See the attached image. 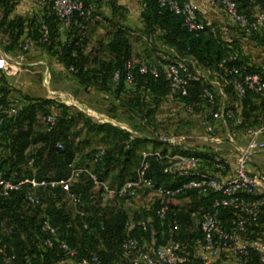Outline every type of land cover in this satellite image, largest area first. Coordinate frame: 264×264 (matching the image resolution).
I'll use <instances>...</instances> for the list:
<instances>
[{
  "label": "trees",
  "instance_id": "1",
  "mask_svg": "<svg viewBox=\"0 0 264 264\" xmlns=\"http://www.w3.org/2000/svg\"><path fill=\"white\" fill-rule=\"evenodd\" d=\"M82 1L87 4L94 0ZM16 3L17 0H0L2 10L0 32L4 37L8 38L11 43L20 41L21 51L26 40L33 41L35 46L55 55L68 72L69 68H73L76 72L70 73L75 76L79 85L85 88L94 86L100 90L112 92L121 107L139 117L141 127L137 130L131 127L138 133V136L130 141L129 133L119 126L115 127L110 123H97L91 118H85L82 126L83 130L87 132L86 134L102 136L99 143H108L110 146L106 147L101 144L102 146L88 154L87 163L80 165L75 163L77 154L82 153L84 147H89L93 143L87 139L74 145L72 140L73 137L78 139L80 132L71 133V127L82 120L80 110L78 109L79 116L75 119L63 104L45 99L41 106L44 108L43 115L50 110L51 105H54L57 114L56 125L51 131H46L41 123L42 131L31 139V133L24 130V125L27 115L33 111L34 105L27 103L21 107L19 116L7 122L3 127L0 170L7 177L13 176L15 179H19L35 176L38 179H64L70 174V164H74L77 168H86L95 173L100 182H105L116 190L125 182L135 181L141 161L140 153L145 150L140 147L150 143L149 139L156 136L157 129L152 126V120L155 119L160 104L174 102L185 109L191 107L193 114L204 118L202 114V86L200 84H192L187 96H171L169 83L162 67H159L157 77L140 73V67L152 63L159 53L163 57L167 55L178 60L190 59L199 69L220 74L224 78H227V70L234 64L228 60L229 55L237 53L239 62L247 65L251 72L264 75L263 70L251 67L241 57L236 41L224 38L218 28L208 24L200 15L199 19L203 23V29L197 33L188 32L183 26L182 18L160 8L156 0H140V17L143 24L141 32L151 45L155 46L154 44L158 40L163 46V51L156 50L154 60L145 64L135 63L132 59L130 29L115 22V17L120 20L122 19L120 17L124 18L125 8L115 2L111 3L112 18L104 19L114 27L113 33L109 34L110 40L105 45L104 50L108 54V58L105 59L102 56H93V51L85 53L90 27L87 35L82 38L80 35L81 25L86 24L83 19L75 16L71 29L66 33L59 31L58 21L50 9H41L40 17H15L8 20L7 18ZM99 5L100 0L96 2L95 23L93 24L98 22ZM236 7L237 13L246 17L249 22L253 21L258 14H264V0H236ZM42 25H45L48 30V38L45 42H41ZM234 29L242 38L264 37L259 33L247 37L240 29L235 27ZM61 36L65 37L64 42L59 40ZM2 50L8 53L4 48ZM128 61L134 62L131 69L125 67ZM223 62L224 68L220 69L219 65ZM116 73H118L117 84L113 81ZM128 74L133 77L132 85H128L125 81ZM0 83V102L5 103L10 99L11 90L8 88L4 74L0 75ZM225 88L232 91L229 86ZM242 106V114L251 124L256 123L258 118L264 119V99L249 95L242 101ZM143 120H146L145 124H142ZM31 141L34 145L38 144L39 147L35 151L25 154L29 145L32 144ZM57 144H61L62 147L58 148ZM152 145L155 148L161 146L157 142H152ZM101 151L102 154L95 162V156ZM159 153L161 157L169 155L165 151ZM175 153L177 152L170 155ZM179 154L195 155L201 159L208 155L200 150L192 149H184ZM29 158H34L32 168L27 166ZM147 162L149 167L145 172V177L155 185L179 184V181H173L164 174L163 170L167 165L166 159L149 157ZM27 191L28 189L23 188L7 197L0 196V264H75V260L67 257L56 245L52 248L44 247L43 240L47 237L41 228L44 218H48L51 225L56 228L59 240H64L69 246L77 249L78 259L88 257L92 253L98 256L99 264H130L123 252L122 242L126 237L125 221L131 218L127 217L123 208L112 207L109 204L111 199L125 202L124 199L114 196L106 202H102L99 198V188L95 187L86 173H81L70 188V192L79 197L76 206L59 188H41L38 190L40 203L32 206L26 200ZM63 196L75 208L74 215L63 205ZM183 197H192L193 202L204 208L200 219L208 211L211 195L203 196L194 191H188L172 199ZM168 201L167 215L164 220H160L156 215L158 208L156 200L152 205L154 221L139 216L131 219L136 224L131 235L145 242L149 247L163 245L170 240L180 242L176 235L165 243L160 244L153 241L157 240V237L164 236L165 232L168 233L169 228L178 230L183 220L190 221L189 213L185 214L183 210L170 206ZM80 212L84 215L81 216ZM188 212H193V209ZM140 222H146L145 231L140 227ZM84 224H87V228H84ZM261 225L262 219L252 227L257 228L256 226L260 227ZM200 239L201 235L197 229L195 236L189 242L185 244L180 242L182 245L188 246L187 251L190 253L188 258L189 260L193 259V264H200L192 254L193 248ZM12 256L14 259L10 260ZM189 260L184 264H188ZM217 263L218 261L215 264ZM253 264L260 263L254 258Z\"/></svg>",
  "mask_w": 264,
  "mask_h": 264
},
{
  "label": "built area",
  "instance_id": "2",
  "mask_svg": "<svg viewBox=\"0 0 264 264\" xmlns=\"http://www.w3.org/2000/svg\"><path fill=\"white\" fill-rule=\"evenodd\" d=\"M40 9H50L58 21V29L61 33L68 32L76 16L86 23L81 25L80 35L84 38L87 31L95 23L96 2L94 0L85 4L82 0H31ZM159 7L172 12L182 18L184 28L191 33H197L203 29V23L199 19V7L192 0H156ZM210 5L221 7L231 20L233 27L240 29L247 37L259 33L264 35V14H258L255 19L249 22L246 17L237 13L236 0H209ZM144 6V4H143ZM97 19V18H96ZM42 39L45 42L48 38V30L45 25L41 26ZM35 43L26 40L23 43L22 51H30ZM228 60L234 63L227 70V78L220 74L205 73L195 67L193 63L185 59H173L157 54V58L150 64L142 65L139 69L141 74H149L157 77L159 67L164 69L165 76L169 83L171 96L184 97L189 93L192 84L198 83L202 86V114L208 119L206 124L205 141L214 146V152L209 153L206 158H198L190 154H174L161 157L158 151H141V161L137 170L135 181L125 182L119 189L111 188L107 183L100 182L95 173L86 168H77L70 164V174L64 179H38L35 176L15 179L7 177L0 170V196L7 197L13 192L23 188L26 192L27 202L35 206L40 203L38 190L59 188L65 192L73 205H77L79 197L70 192L72 183L81 173H86L95 187L99 188V198L106 202L109 198L117 196L128 201L137 196L140 188L149 190L155 195L158 205L156 215L164 220L167 215V201L188 191H194L198 195H211V202L208 211L203 214L198 223V231L201 239L193 248V258L200 264H215L221 259H231L238 264H253L254 258L260 264H264V169L252 165V159L256 155L264 154V119L258 118L256 123L251 124L243 116L242 101L249 95L258 96L264 99V75L251 72L247 65L239 62L237 53H231ZM3 53L0 59V70L7 77L16 76L19 67ZM134 62L128 61L126 69H131ZM224 68V62L219 65ZM69 72H76L69 68ZM209 74L213 77L209 78ZM113 81L118 83V73L114 75ZM128 85L133 84V77L128 74L126 77ZM223 81L226 86L232 89L234 100L230 104H217L214 86H220ZM220 83V84H219ZM58 102V101H55ZM50 110L41 117V123L46 131H51L57 122L55 106L51 105ZM21 106L12 99L5 103L0 102V151L2 149L1 139L3 127L9 121L14 120L20 114ZM187 112L193 114L191 107ZM197 116V115H195ZM230 122L237 131L226 136L217 135V125ZM146 120L142 121L145 124ZM120 128L129 133V140H134L138 133L128 124L119 125ZM168 141L173 147L181 146L182 138H162ZM223 139H229L224 142ZM225 145V146H222ZM61 148V144H57ZM186 149V148H185ZM202 152L208 150L199 149ZM102 151L94 158L96 162ZM166 159L164 174L179 184L164 186L155 185L145 177L149 165L147 159ZM34 158L27 160V166L33 167ZM81 216L84 214L79 213ZM262 219V225L253 228ZM136 224L127 219L124 224L126 237L122 242V249L130 264H184L189 260L190 253L188 246L182 245L176 240L153 247L140 241L131 235ZM142 230H146V222H140ZM42 230L47 234L43 240L46 248L55 245L67 257L74 259L75 264H99L100 260L96 254L90 253L88 257L77 258L78 251L59 240L57 230L53 227L48 218L41 223ZM87 228V224H84ZM14 259V256L10 260Z\"/></svg>",
  "mask_w": 264,
  "mask_h": 264
},
{
  "label": "rangeland",
  "instance_id": "3",
  "mask_svg": "<svg viewBox=\"0 0 264 264\" xmlns=\"http://www.w3.org/2000/svg\"><path fill=\"white\" fill-rule=\"evenodd\" d=\"M104 1L105 0H100L99 6H101ZM105 2L107 4H111L112 2L123 3V0H107ZM120 5L123 8L122 4ZM124 10L125 18L127 13L126 9ZM1 11L2 10L0 8V13ZM120 18L123 19V16ZM115 19L118 22L120 21V19L117 17H115ZM128 28L130 29L129 34L132 42V59L135 63L145 64L152 62L155 58V51H163V46L158 40L155 42V46H153L148 42L144 34H142L141 29L137 28L135 25ZM102 31L105 33V35L108 33L112 34L114 27L106 25L102 27ZM20 45V41L11 43L8 38L4 37L0 32L1 51L4 48L8 53L14 56H22V58L25 57V59L28 61L35 59L41 60L43 58L41 56L42 49L40 47L34 46L30 51L23 53L21 51ZM91 45L92 42H90L89 45H86V47L90 48ZM97 47L99 52L102 54V57L104 59L108 58V54L106 53V50H104L105 43L102 44V46ZM53 64V62L48 63L49 70H46L45 66L40 64L31 66L24 65L22 66L21 70H19L17 76H12L10 77L12 80L10 78L7 80L8 88L11 90L9 95L10 99L15 100L21 107L27 103L28 105H34V109L27 115V121L24 125V130L28 132L30 131L31 139H33L37 133L42 131L41 117L43 115L44 108L41 106L43 105L45 99H50L54 102L58 101L59 103L63 104L64 107L69 109L70 115H72V117L75 119L79 116L78 105L83 104L84 108L83 110H80V114L82 115L81 122H78V125L76 124L75 126L71 127V133L80 131L78 133V139L77 137L70 138H72L74 141V145L87 139H90V141L93 143L89 147H84L85 149L82 151V153L77 154L75 163H79L80 165L87 163L88 154L91 151L99 146H102L101 144H104L99 143L100 139H102V136L92 134L87 135V132L83 130L82 122L85 118H91L97 123H110L115 127L125 123L135 130H137V128L140 129L141 125L139 117H137L134 113L127 111L126 108L121 107L119 105L118 99L115 97V94L100 90L94 86L85 88L84 86L79 85L74 75H72L66 69L62 72L56 71V66ZM0 75H3L1 70ZM208 76L211 79L213 77L211 74ZM220 83V89L215 85L216 87L214 90L217 104L221 107L222 105H227L233 102L234 94L230 89L225 88L226 84L223 81ZM101 117H107V120L103 121L105 118H102V120L100 119ZM207 123L208 119L201 118L198 115L195 116L189 114L187 110L178 103L165 102L159 105L155 119L152 120V126L157 129V132L156 136L151 139H160V136L165 139L171 137L182 138L184 140L182 141L181 146H176L173 148L169 147L168 143L157 142L161 146L155 148L152 145V142L155 141L149 140L150 143L143 145L140 147V149H145L148 151L156 150L158 152L165 151L168 154H172L176 151L177 153L175 154H179L182 153L185 148L199 150L202 147V149L208 150L207 152L203 153H213L214 146H212L211 143L205 141V128ZM233 131H237V129L228 121L225 125L222 123L217 125V135L219 136H226ZM103 146L109 147L110 145L105 143ZM38 147V144L34 145L32 143L29 145L25 154L35 151ZM252 165L264 169V154H259L253 157ZM154 200L155 195L152 192L144 188H140L135 198L125 202L111 199L109 204L112 207L123 208V211L126 213L128 218L133 219L134 217L139 216L149 218L151 221H154L155 218L152 213V205ZM62 202L66 210L70 211L72 215H74L75 208L70 204L65 196L62 198ZM168 203L170 206L183 210L185 214L189 213L190 221H187L186 219L183 220V223L178 230L175 231L174 229L169 228L168 233L165 232L164 236H160L159 238L157 237V240L153 241L160 244L165 243L176 235L179 241L185 244L195 236L200 217L204 212V208H202L200 204L198 205L196 202H193L192 197L169 199ZM192 209L193 212H188ZM188 264H193V259H190ZM217 264L238 263L231 259H221Z\"/></svg>",
  "mask_w": 264,
  "mask_h": 264
},
{
  "label": "crops",
  "instance_id": "4",
  "mask_svg": "<svg viewBox=\"0 0 264 264\" xmlns=\"http://www.w3.org/2000/svg\"><path fill=\"white\" fill-rule=\"evenodd\" d=\"M105 1L102 3V5L99 8L100 14H99L98 22L96 24L91 25L88 32V39L86 45H89L90 42H92V45L90 48L87 47L85 48V53H89L90 51H93V56H98V57L102 56V54L99 52L97 46H100L101 44L104 43L106 45V43L110 40L109 33L105 35V33H103L102 31V27L106 25H110L104 20L105 17L110 19L113 16L111 4H107ZM192 1H194L198 5L199 15L203 20H205L208 24H212L215 28H218L221 31L224 38L230 39L231 41H236V45L239 49L241 57L251 67L258 68L264 71V37L259 36L251 39L242 38L241 35L238 33V31L234 29L230 18L221 7L210 5L209 0H192ZM116 4L119 6H121L120 4H122V6L126 9V13H127L125 18L119 21L120 24L126 27L127 26L133 27V25H135L137 28L142 29L143 24L140 17V13H141L140 0H123V3H116ZM34 16L35 17L41 16V9L37 7V5L33 4L31 0H17V3L14 6L13 11L9 14L7 19L12 20L15 17L29 18ZM115 22L118 21H116L115 19ZM64 39L65 37L61 36L59 40L61 42H64ZM3 53L5 52L3 50L1 51L0 49V59ZM5 54L11 60L10 61L11 63H15L18 65L19 70H21L22 66L24 65L31 66L35 64L43 65L45 66L46 70H49L48 68L49 62L54 63L53 65L56 66L55 67L56 71L62 72L65 70V67L59 62L57 57L47 52L45 49H42L41 56L43 58L41 60L35 59L28 61L25 59V57L22 58V56L19 55L14 56L10 53H5ZM187 62L193 63L195 65V63L190 59L189 60L187 59ZM201 71L210 72L204 70ZM9 78L10 77L5 76L6 81L9 80ZM10 79L12 80V78ZM218 87L220 89V86ZM78 108L79 110H83L84 108L83 104L81 105L79 104ZM102 118H105V120H103ZM100 119L106 121L107 117H101Z\"/></svg>",
  "mask_w": 264,
  "mask_h": 264
},
{
  "label": "water",
  "instance_id": "5",
  "mask_svg": "<svg viewBox=\"0 0 264 264\" xmlns=\"http://www.w3.org/2000/svg\"><path fill=\"white\" fill-rule=\"evenodd\" d=\"M149 139V138H148ZM158 143L164 142V143H168V141H163L161 139H149ZM224 142H229V139H223Z\"/></svg>",
  "mask_w": 264,
  "mask_h": 264
}]
</instances>
